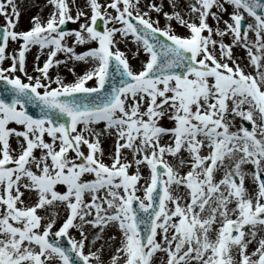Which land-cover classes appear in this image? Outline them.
Wrapping results in <instances>:
<instances>
[{
  "label": "snow or ice",
  "instance_id": "obj_1",
  "mask_svg": "<svg viewBox=\"0 0 264 264\" xmlns=\"http://www.w3.org/2000/svg\"><path fill=\"white\" fill-rule=\"evenodd\" d=\"M48 3L16 31L15 0H0V264H105V246L108 264H264V0ZM129 40L137 70L117 47Z\"/></svg>",
  "mask_w": 264,
  "mask_h": 264
},
{
  "label": "rangeland",
  "instance_id": "obj_2",
  "mask_svg": "<svg viewBox=\"0 0 264 264\" xmlns=\"http://www.w3.org/2000/svg\"><path fill=\"white\" fill-rule=\"evenodd\" d=\"M19 1H21V0H15V3H16V6H17V11H18V21H17L16 26H15V30L16 31H26V30H29L33 26V19H32L33 17H37L38 16L42 20H44V19H46L48 17V15L51 12L52 6L50 4H48L49 8L47 10V13L46 14H41L40 13L41 12V9H40V5H39L40 2L34 4L31 7H28L26 5V2L23 1L24 5L27 8L34 9V12H33V15L26 22L25 21L24 22H19V20L22 19V15L24 16V14H23V12H24V5L22 3L19 6ZM26 1H28V2H35V1H38V0H26ZM82 1L84 2L82 4L83 10L84 11H89L86 7H84L85 0H82ZM68 2H69V7L71 9V14L72 15H75L76 14L77 7H80V3H77V0H76V5L73 6L72 0H68ZM100 2L103 3L104 0H100ZM144 2L147 3V0H144ZM164 3H165V10H170L168 8V6H167V0H164ZM225 7L228 9L229 12L232 11L231 6L225 5ZM36 10H38V11H36ZM213 11H215V9H213ZM151 15H153V17L155 18V14L154 13H152ZM228 18L229 17L225 14L224 19H228ZM208 22H209L210 25H213V26L215 25V22L211 18H209V21ZM71 23H72V29L71 30L78 29L79 22H76V23L71 22ZM0 24H2V25L4 24V19H3L2 16H0ZM160 24H161V27H163V25H164V19H163V17L160 18ZM172 26H173L176 34L181 35V36H184V35L187 34L186 29L183 28L182 26L178 25L175 21L172 22ZM220 26L222 28L223 27V24H221ZM251 36H252V34L250 33V38H251ZM214 38H217V37H214ZM67 39H68V43L71 44V39L72 38L71 37H68ZM223 39H224V41L226 43H230L232 37L231 36H225ZM89 46H95V45L92 44V45H86V46H77L76 51L77 52L83 51V50H85ZM10 47H16V46L15 45H10ZM117 47H119L121 51H124L125 52L126 56L128 57L129 63L133 67V69L134 70L139 69L140 62L143 59V54H141L138 58L133 56V53L135 52L136 45L133 44L129 40L127 44L121 43V44H118ZM34 52H35V54L37 53V48L35 46L26 54V56H27V66H28L29 72H32V64H33L34 59L32 58V55L31 54L34 53ZM233 56L236 58L237 62L239 64H241L242 67H244L245 65L248 64V59H247V55H246V50L245 49H243L241 47H234L233 48ZM58 57L59 58H63V54H58ZM45 58L46 57L44 55H41V57H40V63L41 64L43 63V61H44ZM7 63L8 62L5 61V65L4 66H7ZM79 63H82V62H77L76 65H75L77 73L83 72L84 71L83 69L86 68V67L83 66L84 65L83 63L82 64H79ZM62 68H64V67L61 66L60 67V70H59L60 71V75H62V76L65 77V82L71 81L73 79L72 75L70 73H68V71H67L66 68H64V70ZM245 71L246 72H252L253 71V68L252 67H245ZM55 74H56V69L55 68L50 69V75L55 76ZM91 84H92L91 81L88 82V85L89 86H91ZM53 87H55V85H53ZM161 122L163 124H165V125H168V126H172L173 125V121L168 120L167 117L162 118V121ZM232 123H233V125H237V126L239 124H241V123H244L245 126H248L247 125V122L241 121L240 118H236L234 121H232ZM99 127H103V123L102 122L99 125ZM232 130H235V127H233ZM46 139H49V138L46 137ZM165 141H167V137H165L164 141H162V142H165ZM101 147H102V149L104 151V157H103L104 162L105 163H110L109 155L108 154L112 150V147H113V139L111 137H102L101 138ZM82 150H84V149H82ZM34 154L37 155V156H39L40 155V151L37 149V150H35V153ZM69 155H72V153L70 152ZM169 159H171V158H169ZM184 170H186V169H182V171H184ZM132 171H134V168L129 169V172L130 173ZM141 175H142V177H147V175H148V169L145 168V167H142L141 168ZM88 178L89 179H92L94 177L89 176ZM140 183L141 184H144V180L142 179L140 181ZM245 184H246V186L249 189H251L253 187L250 179H246ZM137 194L138 195H141V193H137ZM28 202L29 201L27 200L26 203H28ZM40 214L43 216L44 215V212L41 211ZM60 222H61L60 220H57V226L60 224ZM70 233H71V235L79 238L78 233H77V231L75 229H71L70 230ZM113 234H115L117 236L119 235L118 233L114 232L113 230H109L107 233L104 234L105 235V239H107V236L108 235H113ZM89 239H91V236L89 237ZM98 246H99V244H98ZM116 246H118V245H116ZM254 246H255L254 244L249 245L248 251L253 250ZM114 247L115 246H112V247L105 246V248L102 250L103 251L102 260L105 261V264H108V262L110 261V256L112 254H114ZM85 251H87V248L85 249Z\"/></svg>",
  "mask_w": 264,
  "mask_h": 264
},
{
  "label": "bare ground",
  "instance_id": "obj_3",
  "mask_svg": "<svg viewBox=\"0 0 264 264\" xmlns=\"http://www.w3.org/2000/svg\"><path fill=\"white\" fill-rule=\"evenodd\" d=\"M23 1H25L26 2V5L28 6V7H31V6H33L34 4H36V3H38V2H40V9H41V14H46L47 13V10H48V8H49V6H48V0H38V1H35V2H28V1H26V0H21V1H19V6H20V4H22L23 3ZM23 5H24V3H23ZM36 11H38V10H36ZM33 12H34V9H32V8H27L25 5H24V12H23V14H24V16L22 15V19H20L19 20V22H26L32 15H33ZM32 55V58L34 59L35 58V52L34 53H32L31 54ZM79 64H82V63H79ZM84 67H87L86 65H83ZM63 70H64V68H62ZM83 70H85V68L83 69ZM11 143H12V145H14L13 147H16V142H15V139H12V141H11ZM117 245H118V242H117Z\"/></svg>",
  "mask_w": 264,
  "mask_h": 264
}]
</instances>
